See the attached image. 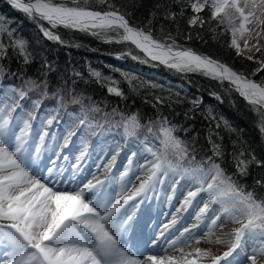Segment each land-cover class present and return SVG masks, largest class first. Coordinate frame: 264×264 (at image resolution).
Segmentation results:
<instances>
[{"label": "snow or ice", "instance_id": "obj_1", "mask_svg": "<svg viewBox=\"0 0 264 264\" xmlns=\"http://www.w3.org/2000/svg\"><path fill=\"white\" fill-rule=\"evenodd\" d=\"M5 2L23 13L48 41L69 45L57 31L60 28L86 33L125 46L117 59L130 57L141 64L164 66L182 77L196 74L215 82L220 91L211 90L209 96L223 103L226 95L237 94L264 136V0H174L180 5L178 13L158 3L143 27L133 23L131 12L115 0ZM161 8L163 19L172 22L190 11L185 41L206 44L204 30L214 40L229 34L227 47L253 67L236 69L179 43V24L175 35H154L153 21ZM12 56L24 65L34 59L27 38L0 14V264H264V181L256 180L251 189L241 182L249 166L264 167V159L234 141L235 171L222 167L225 151L213 136L219 137L215 130L222 126L236 131L226 119H217L212 109L207 110L205 118L215 122V130L209 128L211 155L203 153L197 159L194 142L176 134L182 130L186 135L191 125L173 124L161 113L141 122L138 112L126 115L118 107L106 111L107 105L102 108V102L76 90V79L53 88L48 75L55 68L50 62L43 63L46 71L40 76L26 77L24 71L12 72L4 65ZM115 71L135 91V77ZM72 75L83 78L75 70ZM89 75L97 82L107 81L109 95L126 98L118 81L94 69ZM46 100L55 103L46 107ZM165 103L170 102L157 96L153 107ZM202 103V97L193 98L189 112ZM69 105L79 110L69 111ZM189 112L185 118L194 119ZM113 128L125 144L135 147L121 168L116 167L119 143L107 159V153L93 159L89 151L90 136L111 133ZM161 195L169 206L176 201L175 211L144 246L159 248L163 254L132 251L129 233ZM194 203L195 222L173 234L177 217ZM229 225L235 227L223 232ZM144 227H149L148 220ZM217 230L221 235H216ZM202 242L227 245V250L217 254L211 247H192Z\"/></svg>", "mask_w": 264, "mask_h": 264}, {"label": "trees", "instance_id": "obj_2", "mask_svg": "<svg viewBox=\"0 0 264 264\" xmlns=\"http://www.w3.org/2000/svg\"><path fill=\"white\" fill-rule=\"evenodd\" d=\"M115 2L124 5L127 11L132 14L131 21L141 27L147 22L150 12L155 9L158 3L167 5L171 11L177 13L180 10V5L175 3L174 0H115ZM160 11L161 14L153 21L154 35L161 37L167 32H172L175 35L177 32L176 25L179 24L181 33L177 37L179 43L187 44V46L199 52L211 54L215 58L233 65L236 69H242L245 66L249 69L253 67L252 62L235 57L234 51L227 47L230 39L229 34L225 33L218 40H214L212 33L204 30L202 35L207 41L206 44L196 39L185 41L184 33L187 30L186 21L188 15H191L190 11L183 18L178 17L175 22L164 20L163 8ZM0 14L8 17L9 23L18 29L19 34L27 38L30 50L34 53L33 61L27 65H24L15 56H12L10 60H5L3 62L4 65L10 68L12 72L22 70L26 77H38L46 71L42 65L45 61H48L55 68L48 75L50 85L53 88L63 84L65 80L71 84V81L76 79V90L91 96L94 101L102 102L100 105L102 108L107 105L106 111L111 112L113 107H118L126 115L138 112L141 122L147 118L155 119L157 114L161 113L163 116L168 117L173 124L182 125L185 128L191 125L192 129L186 135L182 130L176 134L189 143L194 142V146L198 151L197 159L203 153L211 155V145L208 141L209 128L211 127L215 130V122L210 123L205 118V114L210 108L217 119L223 117L236 129L235 132H231L222 126L220 129L215 130L219 132V137L214 135L213 139L221 144L225 151V157L220 161L222 167H226L230 173L235 171L234 161L231 156L234 141L237 142V146L242 145L249 152L255 153L257 159H264V144L261 140V133L254 122L253 115L247 110L245 102L237 94L226 95L224 102L220 103L208 94L211 90L220 91L216 87L215 82L196 74L182 77L164 66L153 67L150 64H141L130 57L117 59L116 54L124 51L125 46L104 43L90 34L63 28L57 30L69 42V45H79V47L62 46L48 41L39 32L35 24L31 23L23 13L7 5L5 0H0ZM161 26H163V32L161 31ZM140 55L143 56L141 53ZM90 69L99 71L102 77H111L118 81L119 87L124 91L126 98L122 99L115 95H109L107 92L108 82L104 80L97 82L90 77ZM115 69H121L122 72L130 73L135 77L133 80L136 85L135 91L132 90V87L121 75V72H117ZM73 70L82 73L83 78L73 76ZM161 78L165 79L167 83L160 80ZM8 80V77L4 78L5 83ZM149 81L163 87L153 88L148 84ZM14 82L20 83L18 80ZM177 85H179V88ZM178 92L180 93L179 97L176 95ZM157 96L164 97L170 103H165L162 106L158 105L154 108L153 104ZM198 97L203 98V103L194 113H190L189 109L192 108L191 100ZM233 101H235V106ZM54 103V100L44 101L46 107H51ZM78 110V106L69 105V111ZM186 112H189V116L194 115L195 118L186 119ZM64 118L62 111L61 119L63 120ZM116 119H119V117ZM93 137L98 144L105 142L109 145L111 141H121V137L115 128L112 129L111 133L105 132L101 135H93ZM193 137H195L194 141ZM126 145L133 146L131 144ZM258 179L264 181V167H257L252 164L249 166L248 176L241 182L248 185L251 189L255 187V181ZM257 190L259 191V189Z\"/></svg>", "mask_w": 264, "mask_h": 264}, {"label": "rangeland", "instance_id": "obj_3", "mask_svg": "<svg viewBox=\"0 0 264 264\" xmlns=\"http://www.w3.org/2000/svg\"><path fill=\"white\" fill-rule=\"evenodd\" d=\"M142 54V53H141ZM143 55V54H142ZM257 55H259V54H257ZM179 86V85H178ZM177 86V87H178ZM179 88V87H178ZM261 135V134H260ZM262 136V135H261ZM261 140L263 141V144H264V136H262L261 137ZM77 148V147H76ZM99 148H105V145L104 144H97L96 146H95V148H93V152H95V151H97ZM74 152H76V151H74ZM104 156H105V154H104ZM107 158H110V154L107 156ZM106 158V159H107ZM120 167H122V166H120ZM165 188H166V191H167V186H165ZM161 196H164V195H161ZM157 202V201H156ZM155 202V203H156ZM164 197H163V201L160 199V202H159V204L157 205V208H159V210H158V212L154 215V218L159 214V213H161V212H163V210H162V208L164 207ZM175 204H176V201L175 200H173V203H172V206H169V208L167 209V210H169V209H171V211H168L169 213L165 216V217H163L161 220H159V222H158V225L159 226H162L164 223H168L169 222V216L171 215V212L172 211H174L175 210ZM194 206H195V204H194ZM174 207V208H173ZM154 208H155V206H154ZM155 210V209H154ZM153 212L154 211H152V214H153ZM185 219V218H184ZM190 220H192L193 222H191L190 223V225L192 224V223H194L195 222V220H194V218H193V216H192V214H191V219ZM183 227H181L180 229H182ZM173 234H178V232H173ZM224 247H227V245H223ZM192 247H204V246H200L199 244L197 245V244H195V243H193L192 244ZM206 248V247H205Z\"/></svg>", "mask_w": 264, "mask_h": 264}, {"label": "bare ground", "instance_id": "obj_4", "mask_svg": "<svg viewBox=\"0 0 264 264\" xmlns=\"http://www.w3.org/2000/svg\"><path fill=\"white\" fill-rule=\"evenodd\" d=\"M156 78V77H155ZM160 81V80H159ZM203 122H205V121H203ZM194 124V123H193ZM205 124V123H204ZM207 125V124H206ZM208 126V125H207ZM196 127V126H195ZM194 127V128H195ZM208 128V127H207ZM207 130V129H206ZM199 137V136H198ZM205 139V138H204ZM167 204V201L164 199V205H166ZM175 206H176V204H175ZM169 208V207H168ZM174 208V207H173ZM197 210V207H195V209H194V211H193V213H192V216H193V218H194V215H195V211ZM168 211V210H167ZM175 211V210H174ZM174 211H172V212H174ZM183 213H181L178 217H177V219L182 215ZM170 219V218H169ZM232 227H235V225H229L228 227H226L225 229H223V232H228V231H230V229L232 228ZM216 235L217 236H219V235H221V230H217V232H216ZM200 246H204V247H211L212 249H213V251L215 252V253H219V252H222V251H224V250H226L227 248L226 247H224L223 245H210V244H206V243H201V244H199ZM154 251H156L157 253H159V254H163V252H161L160 251V249L159 248H157V249H153ZM186 251H188L189 249H185Z\"/></svg>", "mask_w": 264, "mask_h": 264}]
</instances>
